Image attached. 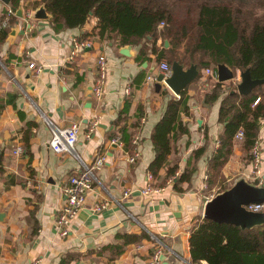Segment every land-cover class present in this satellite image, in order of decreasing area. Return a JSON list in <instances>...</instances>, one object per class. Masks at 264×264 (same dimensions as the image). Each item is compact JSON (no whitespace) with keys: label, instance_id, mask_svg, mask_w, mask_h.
Wrapping results in <instances>:
<instances>
[{"label":"crops","instance_id":"obj_1","mask_svg":"<svg viewBox=\"0 0 264 264\" xmlns=\"http://www.w3.org/2000/svg\"><path fill=\"white\" fill-rule=\"evenodd\" d=\"M35 1L21 0L20 6L12 9L11 1L6 5L0 0V19L4 16L0 28L8 26L9 19L22 9V18L16 17V33L11 35L14 24L0 42V264H150L155 250L161 251L160 261L155 264H192L190 228L195 217L202 218L206 201L219 193L221 186L230 187L244 177L251 179L249 183L254 180L251 162L238 141L213 182L207 173V161L223 133V124L218 121L220 103L228 91L236 90L240 71L232 70L234 79L223 82V93L210 104L205 97L217 81L212 67L207 68L210 75H204L206 68L202 69L201 78L186 87L189 111L188 116L181 115V121L187 125L188 134L172 142L166 166L154 176L150 137L167 101L176 97L165 85L156 92V80L146 78L156 77L160 62L165 60L157 61L151 55L149 61L138 64L134 60L138 48L132 46L131 57L121 55L122 47L91 33L97 19L80 31L59 33L52 30L49 14L46 20H26V15L37 9L31 8ZM8 9L14 13L2 26ZM73 38L88 39L92 48L80 50L69 59ZM157 47L165 48L161 39ZM100 55L106 60L107 77L102 97L95 99L91 89L97 79ZM30 63L40 67L38 75L28 68ZM126 108L122 121L114 124ZM44 117L60 127L78 124L75 149L83 162L105 157L103 167L96 172L99 188L94 186L86 195L82 210L64 238L54 227L64 204L61 189L80 170V163L48 147L50 132ZM122 127L131 134L128 145L133 146L132 153L119 138ZM257 141L264 182V125H260ZM17 146L22 148L19 156L13 155ZM203 147L199 158L192 159L193 152ZM135 152L139 156L130 163L128 156ZM190 157L196 171L189 183L181 185L183 192L178 193L173 183ZM173 166L177 167L176 173L166 178L167 168ZM148 174L152 175L151 183ZM146 184L153 189L149 195L142 193ZM102 202L109 206L95 212L94 206ZM142 232L149 238L127 245L115 259L112 251L105 250L121 243L117 234ZM151 237L159 240L161 249Z\"/></svg>","mask_w":264,"mask_h":264},{"label":"trees","instance_id":"obj_2","mask_svg":"<svg viewBox=\"0 0 264 264\" xmlns=\"http://www.w3.org/2000/svg\"><path fill=\"white\" fill-rule=\"evenodd\" d=\"M20 1L11 0L12 9H17ZM74 2L79 6L72 12ZM39 6L50 15L48 21L55 33L80 31L97 19L91 33L101 41L112 42L117 48L126 45L138 48L134 59L138 64L149 61L152 55L169 65L178 62L185 67L193 63L199 72L209 67L215 71L223 64L231 70H248L253 80L264 79V0H36L31 4L33 10ZM3 19L4 16L0 25ZM9 20L8 26L0 28V42L17 22L14 16ZM160 23L164 24L161 30ZM159 39L163 43L168 41L167 49L157 47ZM198 78H201L200 73ZM222 85L217 81L212 83L210 94L205 97L206 103L218 100L223 93ZM185 93L186 89L179 99L169 98L163 116L151 134L154 157L150 167L154 176L166 166L172 142L177 136L188 134L187 125L181 121V115L188 116L189 111ZM256 99L259 100L254 105ZM126 111L127 108L118 115L114 124L122 121ZM263 118L264 85L246 96L239 95L236 90L226 93L218 116L223 133L219 136L218 148L207 161V173L212 182L231 156L238 130L244 132L242 145L250 163L249 151L257 140ZM118 133L127 151L132 153L133 146L128 145L131 134L127 128H120ZM203 151L204 147L194 151L192 159L199 158ZM190 161L191 157L173 183L174 191L178 193L183 192L181 185L189 183L196 171ZM176 171V166L167 168L166 178L174 176ZM227 188L221 186L218 192ZM116 238L120 244L105 248L114 253V259L127 245L139 243L149 236L142 232L140 235L117 234ZM188 242L192 264L201 261L206 264H264V225L242 230L235 225L195 217Z\"/></svg>","mask_w":264,"mask_h":264},{"label":"built area","instance_id":"obj_3","mask_svg":"<svg viewBox=\"0 0 264 264\" xmlns=\"http://www.w3.org/2000/svg\"><path fill=\"white\" fill-rule=\"evenodd\" d=\"M13 11L8 9L6 12V18L2 24V26H6L8 22V18L13 15ZM33 17L32 13H28L26 15V20H31ZM163 24H161L162 26ZM30 29V26L28 25ZM92 48V44L87 40H78L76 38L72 39V50L69 55V59H72L76 53L80 50H89ZM97 79L94 82V85L91 89V94L93 98L100 99L103 94V88L105 85L106 77H107V68H106V60L104 56L100 55L97 59ZM29 69H32L36 75L40 73V67L36 66L34 63H30L28 65ZM159 74H162L164 78H168L171 75V67L166 61H161L159 64ZM204 75H210V69L203 70ZM216 76V75H215ZM147 81H155L156 77L147 76ZM177 99H179V95H174ZM259 99H256L254 105L258 102ZM44 122L49 129L50 139L48 142V147L56 154H68L75 157L80 163V170L73 175H71L67 181L63 184L61 192L64 199V204L59 210L56 219H55V230L59 237H67L69 234V228L77 216V214L82 210L83 204L86 198V195L92 191L94 186L99 188V181L96 177V172L99 171L105 162L104 156H98L92 163L83 162L76 153V144L78 141L79 134V126L74 123L67 127H60L54 124L47 117H44ZM261 125H264V118L260 120ZM245 138L243 130H238L234 135V140L238 142H242ZM115 143V141H113ZM22 153L21 146H17L13 150V155L19 156ZM138 152H135L133 155L128 156V161L130 163H134L138 158ZM249 157L251 159L252 166V179L258 180L260 179V183H262V179L260 177V163H261V153L259 149V143L256 140L250 151ZM148 183L152 181V175L148 174L147 176ZM153 192L150 184H146V187L143 189L142 193L144 195H149ZM156 192V191H155ZM124 195H127L126 193ZM109 206L107 202H102L100 204H96L94 206L95 212H100L103 209H106ZM248 211L252 212H263L264 204H251L245 207ZM155 244L161 249V244L158 239L151 237ZM158 249V248H157ZM161 251H156L151 257L150 264H155L160 261Z\"/></svg>","mask_w":264,"mask_h":264},{"label":"water","instance_id":"obj_4","mask_svg":"<svg viewBox=\"0 0 264 264\" xmlns=\"http://www.w3.org/2000/svg\"><path fill=\"white\" fill-rule=\"evenodd\" d=\"M1 1L8 5L11 0ZM16 17L22 18L21 8L17 10ZM48 17L49 15L43 6L38 7L33 13L35 20H46ZM16 29L17 24L12 27V36L16 33ZM168 45V41H164V47L167 48ZM130 50L131 46L126 45L120 48L119 53L125 57H131ZM215 70L219 83L234 79V72L223 64L218 65ZM198 75L199 70L195 64H190L188 68H184L178 62H173L171 75L165 79L162 74H158L154 88L156 92H159L162 85H165L174 95H180L189 84L197 79ZM238 79L236 90L241 96H246L256 87L264 85V79H251L248 70L239 72ZM251 204H264V182L256 185L240 178L231 187L215 194L206 201L202 218L217 223L235 225L242 230L264 225V211H248L245 207Z\"/></svg>","mask_w":264,"mask_h":264},{"label":"rangeland","instance_id":"obj_5","mask_svg":"<svg viewBox=\"0 0 264 264\" xmlns=\"http://www.w3.org/2000/svg\"><path fill=\"white\" fill-rule=\"evenodd\" d=\"M79 6V4L77 3V2H74V4H72L71 5V11L72 12H75L76 11V9H77V7ZM32 8V7H31ZM33 9V8H32ZM31 9V10H32ZM31 10H29V11H31ZM30 13H34L33 11H31ZM164 27V24L161 26V23L159 24V30H161L162 28ZM191 64H193V63H191ZM190 65H187V66H185L184 68H188ZM248 155V154H247ZM246 157V159H247V161L249 162V159H248V157L247 156H245ZM251 162V161H250ZM252 172V171H251ZM244 178H246V180H251V179H249V177H244ZM252 183L253 184H256V185H258V184H261L260 183V179H258V180H252ZM263 183V182H262ZM234 184V183H233Z\"/></svg>","mask_w":264,"mask_h":264}]
</instances>
